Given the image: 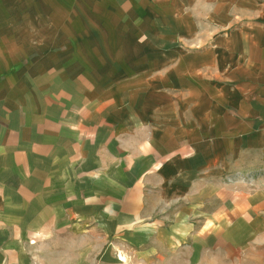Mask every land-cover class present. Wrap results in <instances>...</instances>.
I'll return each mask as SVG.
<instances>
[{
  "label": "crops",
  "instance_id": "crops-1",
  "mask_svg": "<svg viewBox=\"0 0 264 264\" xmlns=\"http://www.w3.org/2000/svg\"><path fill=\"white\" fill-rule=\"evenodd\" d=\"M220 2L223 18L243 6L0 0V264H122L124 243L136 260L168 250L190 177L170 103L224 119L225 150L264 151V16L202 53L168 43L193 18H219Z\"/></svg>",
  "mask_w": 264,
  "mask_h": 264
},
{
  "label": "rangeland",
  "instance_id": "rangeland-1",
  "mask_svg": "<svg viewBox=\"0 0 264 264\" xmlns=\"http://www.w3.org/2000/svg\"><path fill=\"white\" fill-rule=\"evenodd\" d=\"M238 1L243 6L233 4L232 18H223L225 2H220L216 7L219 18H193L195 23H184V39H169V46L202 53L213 43L223 41L227 32L239 29L242 18L252 21L259 18L257 15L264 16V0ZM200 10H204L203 5ZM202 75L209 77L205 69ZM192 89L189 82L185 93L191 94ZM169 94L174 92L169 89ZM204 95L208 96L202 92ZM179 115L176 104L173 110L170 103L168 133L174 141L186 137L183 158L190 174L181 185L184 194L178 199L184 204L179 214V232H168L174 244L165 250L168 241H160L165 251L145 248L146 257L136 260L133 255L138 251L126 248L124 252V243L119 251L122 255L116 253L118 261L122 256L126 264H264V151H242L235 143L232 150H225V137L219 135L224 119H211L203 112L195 120L191 111ZM192 146L198 149L193 154L189 151ZM194 157H200L199 162L188 163ZM105 249L113 250L111 246ZM149 250L151 255L147 256ZM124 255L133 259L128 262Z\"/></svg>",
  "mask_w": 264,
  "mask_h": 264
},
{
  "label": "bare ground",
  "instance_id": "bare-ground-1",
  "mask_svg": "<svg viewBox=\"0 0 264 264\" xmlns=\"http://www.w3.org/2000/svg\"><path fill=\"white\" fill-rule=\"evenodd\" d=\"M121 260L125 261V259L123 257H121Z\"/></svg>",
  "mask_w": 264,
  "mask_h": 264
}]
</instances>
